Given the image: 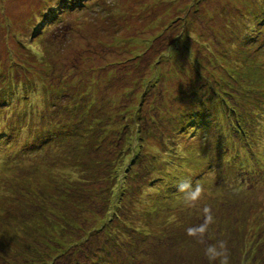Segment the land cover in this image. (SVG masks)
<instances>
[{
	"label": "rangeland",
	"instance_id": "374dc122",
	"mask_svg": "<svg viewBox=\"0 0 264 264\" xmlns=\"http://www.w3.org/2000/svg\"><path fill=\"white\" fill-rule=\"evenodd\" d=\"M247 67L249 77L245 78ZM227 70L234 71V78ZM141 76L154 82L149 94L146 89L144 95L142 89H135L143 81ZM222 81L223 90L232 92L225 87L234 86L235 101L242 108L248 96L245 85L262 88L258 96L248 97L251 101L258 98L264 107V0H0V88L14 83L9 100L0 105V132L7 125L1 115L5 109H11L26 129L19 112L28 116L38 110L42 114L31 119L46 136L39 148L42 154L26 156L23 160L31 159L29 163L14 165L31 174L13 201L6 191L17 183L8 181L16 170L7 169L3 162L10 151L0 154V195L6 196L0 215L9 224L1 228L0 264H101L97 252L78 246L84 235L71 240L64 234L71 230L78 234L66 222L76 221L90 234L106 217L110 219L102 239L111 237L112 228L116 234L121 232L115 251L133 247V264H264L261 109L245 120L258 116L256 130L249 128V143L241 135L230 134L229 141L235 146L230 161L247 159L246 155L255 164L262 161V175L258 169L245 172L251 183L246 178L245 184L225 179L230 188L208 191L195 179V157L207 176L210 169L203 167L200 156L213 150L211 146L201 149L203 143L194 135L196 130L199 133L198 119L210 114L216 118L221 131L216 133L219 138L214 146L223 138L221 132H227L228 120H235L212 96L210 86L219 89L216 82ZM192 90L204 100L189 108L195 100ZM141 102L146 111L143 116L150 115L151 124L159 128L153 138L144 133L145 149L140 155L144 160L139 157L132 173L137 176L128 180L133 195L120 192L108 171L119 149L115 143L125 150V135L131 133L135 139L136 129L108 133L98 147L99 137L90 141L87 134L80 151H64L74 154L65 160L61 151L70 144L72 131L76 132L74 122L81 126L84 117L104 118L105 112L112 115L118 107L130 111ZM179 120L181 127L169 133L171 123ZM161 137L166 139L157 141ZM247 148L258 155L251 156ZM161 149L170 162L159 159ZM17 156L11 152L7 158L13 162ZM76 161L82 163L79 171L95 174L86 177L83 185L77 183L79 190L73 189L61 201L51 187L55 180H47L68 181L61 169L72 171ZM219 178L216 170H210L209 187ZM180 181H185L182 190L190 193L189 207L166 210L168 204H162V197L181 188ZM48 194L56 196L57 209L52 213L45 208ZM7 200L11 209L4 214ZM111 261L106 258V263Z\"/></svg>",
	"mask_w": 264,
	"mask_h": 264
},
{
	"label": "trees",
	"instance_id": "16d2710c",
	"mask_svg": "<svg viewBox=\"0 0 264 264\" xmlns=\"http://www.w3.org/2000/svg\"><path fill=\"white\" fill-rule=\"evenodd\" d=\"M258 48H259V46H258ZM258 48H257V50H258ZM28 49L33 51V49H35V46H29ZM37 55H39V54H37ZM138 57H140V56H138ZM246 70H248V67L245 68V71ZM156 72L157 71L155 68L153 70V73H156ZM233 72H230L229 70H227L226 73L231 78H234V76L236 74H232ZM139 74H142V72H139ZM246 77H249V75L247 74V71H246L245 78ZM141 80L144 81L143 76H141ZM245 80L248 81L249 79H245ZM143 81L141 84H138V86L136 85L135 89L137 91L139 89H142V95H144L143 91L146 89V91H144L145 94H149V92L155 88L154 82H152L151 80H147L144 82ZM223 81H225V80H223ZM223 81L222 82H216L217 86H218V83L220 84L219 89H215L214 87L210 86V90L212 92V96L215 97V102L218 105L220 104L222 106L221 109H225L228 112L229 117H230V114L232 113L235 120H228L229 121L228 127L225 128L227 132H224V131L221 132V135L223 138H221L215 146L213 144L215 143V141H217V137H218L216 133L218 131H221V129L219 128V124L216 122V118L214 116H212V114H210L209 116L205 115V116H208V117H206L208 120H205V116L200 117L198 119V122H197L199 133L197 132V130L194 132V135H198V141L201 140L203 143V145L201 146V149L202 148L204 149L207 146H211L213 149L211 152H207L205 154V155H207L205 157V159H203L205 155L200 156L201 163H202L203 167H206V169L208 168L210 170H216L217 174L220 176V178L217 179V181H214V180L212 181V188L209 187L208 177L210 175V170H209V175L203 176L204 172L200 171V170H202V168L200 167V162L197 160V157H195V165H194V167H195L194 171L196 172V178L195 179H196L197 185L202 187V189L203 188L207 189L206 191H208L209 189L223 190V188H225V189L230 188L231 185L226 184L225 179H227L229 181L230 180L237 181V179L238 180L240 179L241 182L245 184V177H246V179L249 180V183H251L248 174H246L245 172H250V171H254V170L258 169V174L262 175V173H263V171L259 170V168L263 169L262 167H260L261 166L260 163H262V161H264V159L262 161H260V163L255 164L253 162V158L246 155L247 159L237 157V159H239L238 162L236 160L230 161V157L233 155V149H234L233 147H235V146L230 145L232 143H231V141H229L232 137L241 135L245 139L246 143H249L248 137L251 135V133L249 132V128H253V131L256 130V119L258 116L250 122H245V120H247L251 115H253V113H255V111L260 110V109L262 110L261 115L263 116L264 107H263V103L258 98H255L254 101H251L250 97H248V96L254 97V94L256 96H258L262 92V88H260V87L249 88V86L245 85V95H248V96H247V100L245 101V106H243V108H242V106H240V104L235 101L236 95L233 92L235 90L234 86H232V87L226 86L225 87V88H228V90L229 89L233 90L232 92L221 89L222 87H224L222 84ZM13 84L14 83L12 82L8 88H5V86H3L4 89H2L3 87L0 88V105L2 107H3V103L5 101L9 100V93L8 92L11 91V89H13ZM189 92L191 94H194V96H195L194 104H190L189 108L193 107L197 103L202 102L204 100L203 98L199 97L198 92H196L194 90L189 91ZM23 99L24 98L21 97L18 100L22 103ZM33 99H35V96H33ZM140 100L143 102V100H145V98H142ZM142 102L140 103L139 107H134V108L130 109L131 114H129L130 111L128 108H125V110L123 108L121 110V108L118 107V111L112 113V115L109 112H105L104 118L100 117V119H98V118L95 119L96 117H93L92 119H90V117H88V118L84 117L83 120L85 121V123L83 122V124H85V126L83 124L81 126H77L78 124L76 122H74L75 123L74 127L76 129V132H74V130L72 131L71 141H70V144H68V146H67L68 149H67V147H65L64 149L62 148L63 150L61 151L62 154L66 155L65 160H68L69 156L72 158V156L74 155V154L69 155L68 153H66L67 150H69L70 153L71 152L75 153L77 151H80V147H81V145L84 144V141H85L87 134H89V136L92 137V139L90 141H92L94 139V137H97V136L99 137V141H98V145H97V147H98L101 145V141L104 138H105V140L108 139V138H106V135L108 133L119 134V133H123L122 132L123 130L136 129L135 139H133V136L131 133L125 135L127 137L125 150L123 149V145H121L119 142L115 143V145L119 144V149L116 152V159H115L114 163L110 162L111 163L110 169L108 171V174H109L108 177L112 179V184H116L117 189L120 192H123V193L126 192L127 196L133 195V194H131V192H133V186H131L128 183V180L137 176V175H133L132 173L138 168V166H137L138 161L137 160L139 159V157L141 159V156H140L141 150L145 149L144 133L149 138H153L154 137L153 135L156 133V128H159V125L151 124L153 120L149 117L150 115H147V116L145 115V117L143 116V113L145 114L146 111L142 105ZM91 103H90V105H91ZM30 106L34 107L33 103ZM241 109H242V112H241ZM251 109H253V111H251ZM183 112H184L183 113L184 116H186V114H187L186 111L183 110ZM19 113L21 114L22 118L25 120L28 129L24 128L21 125V123L16 119V115L13 114V111H11V109H5L4 112H1L2 118H4L7 125L5 126L3 131L0 132V154L5 153V149H7V151H10L8 154L5 155L3 162H4V165L7 169H10L11 171L16 170L15 173L13 174L12 178L8 179V181H10V182L16 181L17 183L14 184L13 188L8 189L6 191V193L7 192L11 193L10 194L12 196L11 201H13L14 196L16 197V194H17L16 191H19L20 188H23L26 185L28 177L31 174V172H30L31 170L25 169V168H20V167H19V169H17L14 165L17 163H29L31 161V159H27V160H25V162L23 160L26 158V156L32 157L36 153L42 154L43 150H40L39 148L41 146L42 141H44L46 138V136L42 135L41 131L37 128V126L32 122V119H31L33 117V115L39 116V114H42V112L35 110V112H32V114H30L28 116H24L22 114V112H19ZM241 113H243V115ZM115 116H120V117L114 118ZM110 118H113V119H110ZM149 119H151V120H149ZM89 120L91 121L90 123L88 122ZM182 120L176 121L175 123H171L170 126H172V127L169 130V133L173 132V128L176 129V128L181 127L182 122H180V121H182ZM17 125H20V126H17ZM258 126H259V124H258ZM131 127H136V128H131ZM84 128H85V131H83ZM97 128H98V130H97ZM146 128L148 130H146ZM259 128H260V126H259ZM183 130L184 129H182V131ZM50 132H53V128L50 129ZM102 133H104L105 137L102 136ZM10 134H11V136H10ZM230 134L232 135L231 138H230ZM56 138L57 137L54 136V140ZM164 139H166V138L161 137L160 140H157V141L161 142ZM181 139H187V136L182 137ZM256 139H257V136H256ZM86 140H88V139L86 138ZM116 141L117 140H115L114 142H116ZM167 141L168 140H166L163 143V146L165 145V143ZM20 143L22 144L21 148L18 147V144H20ZM219 143H220V145L218 146ZM87 144L89 145V143H87ZM62 145H65V144H62ZM159 145H161V144H159ZM105 147H109V145H106ZM71 148H72V150H71ZM249 148L251 149L252 145L249 146ZM58 149H61V148H58ZM84 149H86V148H84ZM250 149L247 148L246 150L248 151V153L251 156H257L258 155V153H256L254 150L251 151ZM259 149H260V147H259ZM14 150H18V151H14ZM52 151H55V150H50V153ZM64 151H66V152H64ZM11 152H16V153H18V155L20 154V156L13 158V160H14L13 162H10L8 160L9 158H7V156ZM159 153H160L159 159L162 162H167V161L170 162L171 161V160L167 159V152L166 151L161 149ZM52 156H54V155H52ZM52 156L50 157V159L52 158ZM176 157H177V154H176ZM141 160H144V159H141ZM241 162H245V166L239 167ZM81 164L82 163L76 161L75 162L76 166L74 165V169H72V171L71 170L67 171V169H65V168L61 169L62 173H63L62 175H65L67 177L68 181H66L65 179H60V177H50L47 180V181L55 180L54 183H51L52 184L51 187H52V189L55 188V190L57 191L56 193H58L57 196L59 195L58 197L60 198L61 201H63L62 199H64L62 196L68 198V193L72 192L73 189H75V191L79 190L80 187L77 186V183H81L80 185H83L82 181L86 177L89 176L91 179L93 177V175L95 174V171L93 173L91 171V174H90V172L88 173L86 170H82V169H81L82 171H79L78 168L80 167ZM97 165H99V164H97ZM100 165H101V163H100ZM97 168L99 169L100 167H97ZM75 170H77V171H75ZM119 170H121V173ZM142 177H144V175H142ZM80 180H81V182H80ZM183 182H185V181H180L179 185L181 186V188H179L178 190L174 189L171 191H167L166 195H164L162 197V200H161L162 204L163 203L168 204L166 206V210L175 209L178 207L188 205V201L186 200V198L188 195H190V193H188V191H186V190L185 191L182 190L183 186L181 185V183H183ZM32 192L35 195H37L36 190L34 191L32 189ZM181 193H183V194H181ZM135 194H139V192L135 191ZM49 195H51V194H48V196ZM5 197H6L5 194L0 195V213H1V205L3 204L2 200ZM55 197L53 198L52 196H49L45 200V208L50 209L51 213H52L53 209H57L55 207L56 206ZM78 197H79V195L77 196V198ZM74 198H76V196ZM7 202H8V205L5 209L4 214L8 213V211L11 209L10 201L7 200ZM188 207H189V205H188ZM192 207H194V206H192ZM111 213H114V215H116L115 211H113ZM111 213H109L110 214L109 216H111ZM109 219H110V217H106L105 220L101 221L97 227L95 226L90 231V234H88V231L85 227H80V226L76 225V223H77L76 221H71V223L66 222L67 226L68 227L71 226L73 229H75L78 232V234H76V233L72 234L73 231L71 230L69 232L70 234H64V235L69 236V237L71 236V238H70L71 240L77 238L78 235L80 237L84 235L85 237L80 241L78 246L79 247L87 246L90 249H93L95 252H97L99 254L101 261H102L101 264H133L132 261L134 262V254H133L134 250H133L132 244H130V247H132V248H129L128 250L126 248H124L122 251L121 250H119V252L115 251V247H117L118 249L120 247L119 243H121V239H122V237L120 235L121 232H120V234H116L112 228L111 237L108 239L112 243L108 242V240L102 239V237L104 235L103 229L106 227V224L108 226L107 220H109ZM123 224L125 226H127L125 222H123ZM7 225H9V224L6 221L5 216L0 215V234L2 233L1 228H7ZM24 226H26V225H24ZM134 230L138 231V229H134ZM1 235H3V234H1ZM144 235H145V233H144ZM0 243H1V240H0ZM113 248H114V251L112 250ZM108 257H110L112 260L110 263H108V262L106 263V258H108Z\"/></svg>",
	"mask_w": 264,
	"mask_h": 264
}]
</instances>
